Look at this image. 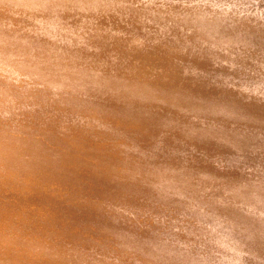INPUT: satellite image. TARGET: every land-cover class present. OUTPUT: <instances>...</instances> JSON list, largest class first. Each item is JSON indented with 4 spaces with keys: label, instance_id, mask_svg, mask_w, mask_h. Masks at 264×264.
<instances>
[{
    "label": "bare ground",
    "instance_id": "1",
    "mask_svg": "<svg viewBox=\"0 0 264 264\" xmlns=\"http://www.w3.org/2000/svg\"><path fill=\"white\" fill-rule=\"evenodd\" d=\"M0 264H264V0H0Z\"/></svg>",
    "mask_w": 264,
    "mask_h": 264
}]
</instances>
